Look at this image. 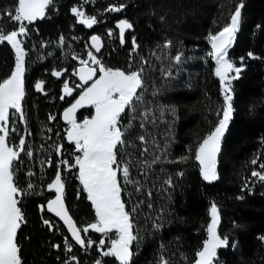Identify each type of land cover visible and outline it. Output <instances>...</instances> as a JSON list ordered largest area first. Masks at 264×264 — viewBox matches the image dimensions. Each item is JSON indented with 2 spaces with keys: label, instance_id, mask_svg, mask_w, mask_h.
Returning a JSON list of instances; mask_svg holds the SVG:
<instances>
[{
  "label": "trees",
  "instance_id": "16d2710c",
  "mask_svg": "<svg viewBox=\"0 0 264 264\" xmlns=\"http://www.w3.org/2000/svg\"><path fill=\"white\" fill-rule=\"evenodd\" d=\"M241 2L242 24L229 58L240 67L244 57V71L233 83L234 117L217 158L218 179L207 182L200 175L196 148L214 129L223 108L207 37L230 22ZM17 3L0 0V27L5 33L18 27L19 23L6 15ZM81 3L54 0L44 19L27 24L28 34L21 39L27 53L22 102L26 121L15 118L18 131L7 142L14 146L25 136L27 147L16 164V181L20 188L31 183L36 193L24 196L19 205L25 216L17 236L23 264H64L70 255L77 258L70 264H94L106 250L95 246L103 236L91 229L87 236L81 235L94 245L82 248L71 239L60 218L47 211V201L55 197V190L47 188L55 178V165L61 160L74 164L79 154L74 142L66 138L69 125L62 113L81 89L75 87L80 84L74 74L79 64L76 57L88 60L90 51L107 68H143L141 98L121 120L127 129L121 155L135 181L125 185L121 180L122 200L139 236L138 246L132 248L133 264H159L162 256L168 264H193L195 252L206 239L213 202L220 211L218 232L229 238V246L219 250V264H264V182L252 176L253 170L262 171L260 165L264 164V0H93L81 9L96 16L98 23L91 28L81 24L71 11ZM120 4L126 7L119 13L105 11ZM121 19L133 25L125 30L123 44L117 28ZM109 30L114 35L109 36ZM93 35L101 38L99 52L92 46ZM133 37L139 45L135 53ZM166 41L171 42L169 48L163 47ZM178 53L184 57L179 65L173 60ZM141 57L147 64H141ZM14 63L11 45L0 43V81L11 74ZM53 70L62 75L53 76ZM168 72L171 76L165 75ZM37 81L44 82L42 91L36 90ZM65 81L73 89L71 95L65 94ZM92 114L88 105L76 112V118L79 122ZM31 143L41 152L28 157ZM57 145L62 146L63 155L56 154ZM253 159L258 161L256 165L251 163ZM62 173L67 185L65 204L82 229L95 222L94 207L86 193L81 191L77 198L82 187L78 168L71 172L62 169ZM169 178L171 187L165 183ZM45 219L54 225L51 231L43 223ZM154 222L162 227L154 228ZM66 237L72 244L71 253L65 249ZM111 238L109 235L106 244ZM105 264L118 262L109 257Z\"/></svg>",
  "mask_w": 264,
  "mask_h": 264
},
{
  "label": "snow or ice",
  "instance_id": "6c2138e0",
  "mask_svg": "<svg viewBox=\"0 0 264 264\" xmlns=\"http://www.w3.org/2000/svg\"><path fill=\"white\" fill-rule=\"evenodd\" d=\"M93 0H82L81 5L71 9L77 20L91 28L98 23L96 16L86 15L81 9L85 4L92 3ZM54 0H18L14 11L6 13L10 21H27L28 24L46 17V9H50ZM126 5L109 6L105 11L121 12ZM243 2L235 7V11L230 16V22L220 31L210 33L207 39L211 44V51L208 56L215 61V76L219 77L221 84V93L223 96V108L214 129L199 143L196 148L195 159L199 162V171L204 181L214 182L218 179L217 157L221 151L222 141L229 130L231 121L234 117V81L241 78L244 71L243 60L240 58L241 66L236 67L234 62L229 59V49L232 48L234 41L242 24ZM163 19V17H161ZM133 25L127 19L118 21L117 28L120 33V40L125 42V30L131 29ZM28 25L19 23L18 27L5 33L4 28L0 27V43L7 42L15 50V66L11 74L0 81V264H23L21 257V247L18 244V230L25 223V216L22 208L19 206L22 198L27 195L36 194L34 186L29 183L26 188H20L17 181L16 164L20 160L21 153L25 152L27 147L25 136H21L19 143L9 146L7 142L10 135L16 131L15 120L13 117L18 115L20 122L26 121L22 102L26 95L25 73L26 51L22 47V40L18 37L27 36ZM109 36L114 35L109 30ZM92 46L97 52L100 51L99 36L93 35L91 38ZM63 40V37H61ZM132 52L135 53L139 47L136 38L132 39ZM171 46L170 41H166L164 48ZM253 57L252 53H248ZM88 60H81V65L75 75H79L81 81L76 88L82 91L79 98L68 108L64 110L63 119L69 127L66 129V138L69 142H74L75 149L79 154L75 156V163L67 160H61L56 164V175L47 188L55 190L54 199L47 201V211L55 213L57 217L64 221L71 233L72 240L82 248H92L94 242L82 237L81 232L87 236L89 229L102 234L103 238L95 246L103 250L100 258L95 264H105V258H115L118 264H133L135 253L133 246H138L139 236L135 232L134 218L126 210V204L122 200L124 188L123 184H133L130 174V165L124 161L121 155V149L125 147L127 129L121 123L122 116L127 109L134 108L136 102L140 100V92L144 88L143 68L137 70H121L119 68L104 67L101 60L90 51ZM183 53H178L173 57L174 62L179 65L183 62ZM92 65L99 66L90 67ZM141 64H147V61L141 57ZM98 78H97V74ZM234 73V75L232 74ZM53 76L60 77V71L53 70ZM171 76V73H165ZM43 81H37L35 88L37 91L43 90ZM64 91L66 95H71L73 89L69 87V82L65 81ZM61 96V99H64ZM85 104L92 106L95 111L91 118H85L79 121L76 118L78 108ZM10 110H13L10 113ZM174 111V110H173ZM55 119V117H49ZM144 127L143 124L140 125ZM30 135V133H29ZM144 141L143 136L139 137ZM19 149L20 151H17ZM28 157L33 156V152H26ZM56 154L63 155L62 146L57 145ZM159 160V157L156 158ZM186 159L181 158V160ZM156 161H153L155 163ZM256 165L258 161H251ZM51 166L53 161L48 160ZM78 168L77 179L82 186L77 191V198H80V192L86 193L87 199L91 202L95 210L96 220L87 226L78 228L70 215V207L66 206V182L62 173L71 172ZM264 171V164L260 165ZM262 171L253 170L252 176L264 182ZM32 173L29 172V175ZM182 175V173H180ZM171 187L172 180L165 181ZM247 187V186H246ZM140 190L139 187L136 189ZM150 195V194H149ZM151 207V205H149ZM44 210V206H41ZM135 211V209H133ZM210 222L206 228V239L202 241V247L195 252L193 264H219V250L229 246V238L221 236L218 232L220 224V211L215 202L209 209ZM43 223L51 231L54 225L47 219ZM153 227L159 229L162 225L154 222ZM114 233L115 239H110V244H106L109 234ZM264 240V237H261ZM235 247V245H232ZM59 248V245H54ZM65 249L68 253L72 251V244L68 238H65ZM75 256H69L64 264H70V261H76ZM159 264H168V261L162 256Z\"/></svg>",
  "mask_w": 264,
  "mask_h": 264
},
{
  "label": "rangeland",
  "instance_id": "374dc122",
  "mask_svg": "<svg viewBox=\"0 0 264 264\" xmlns=\"http://www.w3.org/2000/svg\"><path fill=\"white\" fill-rule=\"evenodd\" d=\"M18 23H23V24H28V22L27 21H21V22H18ZM18 39H22V37H18ZM22 46V45H21ZM13 51H14V56H15V50L13 49ZM76 59H77V62L79 63L78 65H80L81 63H80V61L81 60H84L83 58H81L80 56H77L76 57ZM230 59V58H229ZM213 62H214V70H215V67H216V64H215V61L213 60ZM14 66H15V63H14ZM13 69H14V67H13ZM13 71V70H12ZM233 75H234V73H232ZM219 78V77H218ZM220 81V80H219ZM220 91H221V84H220ZM93 108V107H92ZM94 111H95V109L93 108V114H94ZM92 114V115H93ZM18 116V115H17ZM16 116V117H17ZM16 117H13V119L14 120H16L15 118ZM91 118V117H90ZM83 121V120H82ZM15 126V128H16V131L15 132H17L18 131V128L16 127V125H14ZM17 151H20L19 149H17ZM31 151L32 152H41L40 151V147L39 146H35L34 144H32L31 143ZM75 163V162H74ZM34 164V163H33ZM110 236H112V238L111 239H115L116 237H115V235H114V233H110L109 234ZM110 242V241H109ZM95 264V263H94Z\"/></svg>",
  "mask_w": 264,
  "mask_h": 264
},
{
  "label": "water",
  "instance_id": "95a60500",
  "mask_svg": "<svg viewBox=\"0 0 264 264\" xmlns=\"http://www.w3.org/2000/svg\"><path fill=\"white\" fill-rule=\"evenodd\" d=\"M87 66H90V67H96V66H94V65H92V64H89V65H87ZM81 67H85V65H78L77 67H76V71L79 69V68H81ZM75 71V72H76ZM98 75H99V73L97 74V78H98ZM76 78L78 79V81H79V83H81V81H80V79H79V75H76ZM81 91H82V89H80V91L78 92V94L76 95V97L72 100V102L70 103V104H68V106L66 107V108H68V107H70L75 101H76V99H78L79 98V95H80V93H81ZM85 106H88L87 104H85L83 107H81V108H78L77 109V112L79 111V110H81L82 108H84ZM65 108V109H66ZM64 109V110H65ZM64 110H63V113H64ZM63 113H62V118H63ZM63 121H65L64 119H63ZM202 142V141H201ZM200 142V143H201ZM218 156H219V154H218ZM218 158V157H217ZM197 162V164L199 165V162L198 161H196ZM61 220V219H60ZM62 221V223L65 225V227H66V229H67V231H68V227H67V225L64 223V221L63 220H61ZM74 221V220H73ZM68 233H69V235H70V237H71V233L68 231ZM71 239H72V237H71ZM74 241V240H73ZM75 242V241H74Z\"/></svg>",
  "mask_w": 264,
  "mask_h": 264
}]
</instances>
